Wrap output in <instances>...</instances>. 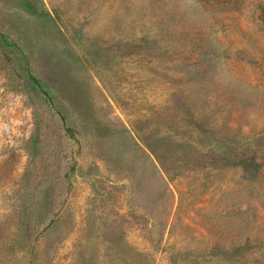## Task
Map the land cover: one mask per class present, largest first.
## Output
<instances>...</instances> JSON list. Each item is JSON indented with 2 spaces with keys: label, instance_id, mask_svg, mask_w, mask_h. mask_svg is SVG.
Segmentation results:
<instances>
[{
  "label": "rangeland",
  "instance_id": "rangeland-1",
  "mask_svg": "<svg viewBox=\"0 0 264 264\" xmlns=\"http://www.w3.org/2000/svg\"><path fill=\"white\" fill-rule=\"evenodd\" d=\"M260 14L0 0V264H264Z\"/></svg>",
  "mask_w": 264,
  "mask_h": 264
},
{
  "label": "trees",
  "instance_id": "trees-1",
  "mask_svg": "<svg viewBox=\"0 0 264 264\" xmlns=\"http://www.w3.org/2000/svg\"><path fill=\"white\" fill-rule=\"evenodd\" d=\"M199 5L205 10V12L215 14L217 11L222 12H231V11H241L243 7V2L245 0H196ZM259 23L264 26V16L260 14L256 16ZM207 20V17H206ZM3 38H5V42L9 45H12L8 40V35L1 34ZM27 71L29 75V79L34 85V87L42 92L43 94H47L45 83L37 77L32 71L31 67L27 66Z\"/></svg>",
  "mask_w": 264,
  "mask_h": 264
}]
</instances>
